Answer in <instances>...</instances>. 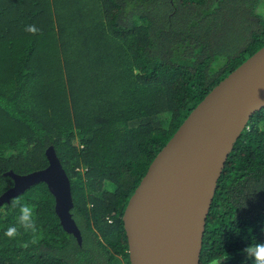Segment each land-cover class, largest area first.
<instances>
[{
    "label": "trees",
    "instance_id": "1",
    "mask_svg": "<svg viewBox=\"0 0 264 264\" xmlns=\"http://www.w3.org/2000/svg\"><path fill=\"white\" fill-rule=\"evenodd\" d=\"M261 0H0L3 172L47 164L71 183L81 243L42 182L0 206V264H129L122 214L149 163L196 104L264 45ZM35 25L39 32L25 31ZM33 207L37 231L17 220ZM15 225L19 234L5 235ZM264 240V107L228 155L200 264H252Z\"/></svg>",
    "mask_w": 264,
    "mask_h": 264
},
{
    "label": "water",
    "instance_id": "2",
    "mask_svg": "<svg viewBox=\"0 0 264 264\" xmlns=\"http://www.w3.org/2000/svg\"><path fill=\"white\" fill-rule=\"evenodd\" d=\"M263 107L264 45L209 90L149 163L122 214L129 264H200L207 217L228 155ZM44 154L43 168L3 172L13 183L0 194V206L42 182L61 227L80 244L70 179L53 145Z\"/></svg>",
    "mask_w": 264,
    "mask_h": 264
},
{
    "label": "clouds",
    "instance_id": "3",
    "mask_svg": "<svg viewBox=\"0 0 264 264\" xmlns=\"http://www.w3.org/2000/svg\"><path fill=\"white\" fill-rule=\"evenodd\" d=\"M25 31L32 34L39 32V29L35 25H28ZM13 205L19 208L18 224L23 227L25 231H37L35 213L32 206L21 203L20 200H14ZM19 234L18 228L13 225L7 228L5 235L9 238H14ZM248 259L251 260L252 264H264V240H256L255 242H250L242 250ZM227 259V256L222 258L221 264Z\"/></svg>",
    "mask_w": 264,
    "mask_h": 264
},
{
    "label": "rangeland",
    "instance_id": "4",
    "mask_svg": "<svg viewBox=\"0 0 264 264\" xmlns=\"http://www.w3.org/2000/svg\"><path fill=\"white\" fill-rule=\"evenodd\" d=\"M257 10L261 13L260 15H262L263 16V19H264V0H261V4L257 8Z\"/></svg>",
    "mask_w": 264,
    "mask_h": 264
}]
</instances>
